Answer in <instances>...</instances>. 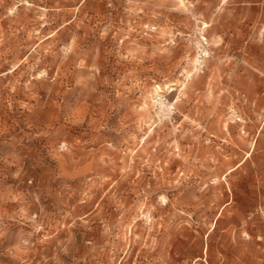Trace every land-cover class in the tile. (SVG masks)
<instances>
[{
  "label": "rangeland",
  "instance_id": "374dc122",
  "mask_svg": "<svg viewBox=\"0 0 264 264\" xmlns=\"http://www.w3.org/2000/svg\"><path fill=\"white\" fill-rule=\"evenodd\" d=\"M262 12L0 0V264H264Z\"/></svg>",
  "mask_w": 264,
  "mask_h": 264
},
{
  "label": "crops",
  "instance_id": "0c3cea01",
  "mask_svg": "<svg viewBox=\"0 0 264 264\" xmlns=\"http://www.w3.org/2000/svg\"><path fill=\"white\" fill-rule=\"evenodd\" d=\"M253 2H254V4H263L264 3V0H253ZM261 14V16H263L264 17V14H263V12L262 13H260ZM246 156H248V154H246Z\"/></svg>",
  "mask_w": 264,
  "mask_h": 264
}]
</instances>
